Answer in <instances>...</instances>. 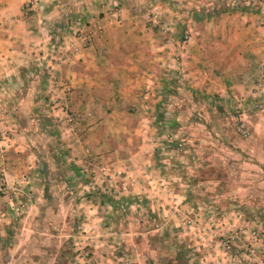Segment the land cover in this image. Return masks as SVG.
<instances>
[{
    "label": "rangeland",
    "instance_id": "obj_1",
    "mask_svg": "<svg viewBox=\"0 0 264 264\" xmlns=\"http://www.w3.org/2000/svg\"><path fill=\"white\" fill-rule=\"evenodd\" d=\"M174 1L163 13L177 20L182 44L206 13H239L253 17L243 26L260 48L248 51L255 66L234 102L209 94L192 110L193 128L158 121L147 135L136 116L111 133L67 105L63 59L103 31L74 21L77 9L61 4L38 55L7 57L23 84L0 80V264H264V0ZM115 6L102 0L100 19ZM150 9L155 32H168L174 21ZM232 25L242 29L235 18ZM44 78L51 85L36 89ZM201 139L213 156L191 149ZM228 145L244 150L234 159Z\"/></svg>",
    "mask_w": 264,
    "mask_h": 264
},
{
    "label": "crops",
    "instance_id": "obj_2",
    "mask_svg": "<svg viewBox=\"0 0 264 264\" xmlns=\"http://www.w3.org/2000/svg\"><path fill=\"white\" fill-rule=\"evenodd\" d=\"M70 1L75 9L67 5ZM105 1L116 5L117 19L113 16L100 19L98 5L102 0H76V6L72 0H0L1 76L4 72L0 80L4 85L6 82L18 86L23 84L18 73L20 65L15 61L12 66L11 59L7 57L15 55L20 59V56L32 58L31 53L38 55L42 48L40 43L42 40L48 43V36H52L55 23L61 18L60 7L63 4L67 7L66 12L77 9L80 15L77 13L79 16L74 21L81 23L85 19L91 25L100 23L103 30L101 34L95 33L89 46L78 45L75 53L64 58L65 63L61 64L63 77L72 87L66 99L67 105L71 109L81 110L80 113L90 111L92 115L89 119H93L89 122L93 126L103 127V130L104 127L109 128L111 133L115 126L118 130L113 129L120 134L125 127L124 121L138 116L147 122V135L153 134L151 125L158 121L166 125L165 129L174 130L179 126L193 128L192 110L199 105L204 108L209 94H217L214 97L218 96L221 103H232L236 98L234 91H241V87L247 84L245 79L255 66V60H251L248 51H260L259 47H253L257 44L253 40L248 43L254 37L252 34L249 37V31L243 26L247 18L253 19L251 15L235 13L215 17L206 13L203 20H195L189 25L190 40L186 45L178 41L182 33L179 32L177 20L172 19V12L170 18L163 13L176 5L174 0ZM26 2L31 3L27 14L23 10ZM83 4L85 9L81 7ZM139 5L144 9L137 7ZM151 6L164 18L174 21L168 32L156 33L150 23L153 17ZM188 15H191L190 11ZM71 17L73 15L68 13L67 18ZM234 18L241 22L242 29L231 27ZM33 60L30 59L31 62ZM5 69L13 74L6 80L4 76L8 71ZM40 83L51 85L47 78L36 79V89H40ZM195 127L199 126L196 124ZM227 138V143H232L230 135ZM202 142V139L194 141L191 149L201 151L203 147L207 148ZM237 146L233 145L227 150L231 158L236 159L243 152L244 146L240 150ZM143 147L149 149L152 145L146 143ZM207 149L206 153L213 156L214 149L211 146Z\"/></svg>",
    "mask_w": 264,
    "mask_h": 264
},
{
    "label": "built area",
    "instance_id": "obj_3",
    "mask_svg": "<svg viewBox=\"0 0 264 264\" xmlns=\"http://www.w3.org/2000/svg\"><path fill=\"white\" fill-rule=\"evenodd\" d=\"M30 6H31V3L29 2H27V3H25L24 5H23V10H24V13L26 14L27 12H28V10L30 9ZM117 8L115 7L114 8V10L113 11H110V13H111V15L113 16V17H115L116 19H117V17H118V13H117ZM78 32H80V29L78 30ZM79 38L81 39V40H84L85 38H86V36H79ZM71 46H73V45H71ZM75 49V48H74ZM64 88L67 90V91H69L70 90V86L67 84V83H64ZM69 119L70 120H74V117H69Z\"/></svg>",
    "mask_w": 264,
    "mask_h": 264
}]
</instances>
